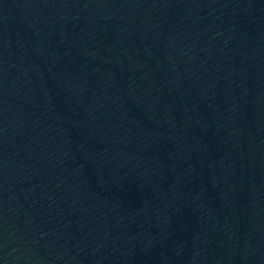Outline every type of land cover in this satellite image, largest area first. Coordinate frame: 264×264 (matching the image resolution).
Masks as SVG:
<instances>
[{
    "label": "water",
    "instance_id": "water-1",
    "mask_svg": "<svg viewBox=\"0 0 264 264\" xmlns=\"http://www.w3.org/2000/svg\"><path fill=\"white\" fill-rule=\"evenodd\" d=\"M0 264H264V0H0Z\"/></svg>",
    "mask_w": 264,
    "mask_h": 264
}]
</instances>
